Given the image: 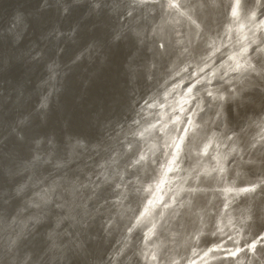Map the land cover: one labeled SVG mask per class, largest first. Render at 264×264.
Segmentation results:
<instances>
[{"label": "clouds", "instance_id": "clouds-1", "mask_svg": "<svg viewBox=\"0 0 264 264\" xmlns=\"http://www.w3.org/2000/svg\"><path fill=\"white\" fill-rule=\"evenodd\" d=\"M0 264H264V0H0Z\"/></svg>", "mask_w": 264, "mask_h": 264}]
</instances>
